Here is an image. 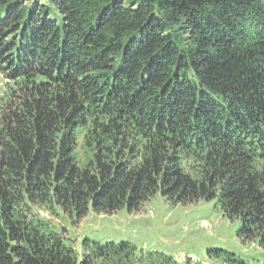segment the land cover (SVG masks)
Returning <instances> with one entry per match:
<instances>
[{
  "label": "trees",
  "instance_id": "16d2710c",
  "mask_svg": "<svg viewBox=\"0 0 264 264\" xmlns=\"http://www.w3.org/2000/svg\"><path fill=\"white\" fill-rule=\"evenodd\" d=\"M0 73V264H178L77 252L34 210L158 193L215 200L264 249V0H0Z\"/></svg>",
  "mask_w": 264,
  "mask_h": 264
},
{
  "label": "rangeland",
  "instance_id": "374dc122",
  "mask_svg": "<svg viewBox=\"0 0 264 264\" xmlns=\"http://www.w3.org/2000/svg\"><path fill=\"white\" fill-rule=\"evenodd\" d=\"M5 81L0 73V97ZM34 210L51 229L53 224L64 237L70 235L77 252L89 239L101 245L127 242L143 262L149 258L159 263L173 259L178 264H226L223 260L235 255L245 264H264V249L258 242H243L240 220L229 219L215 200L174 205L158 193L138 211L90 212L78 221L48 208Z\"/></svg>",
  "mask_w": 264,
  "mask_h": 264
},
{
  "label": "clouds",
  "instance_id": "9594fccd",
  "mask_svg": "<svg viewBox=\"0 0 264 264\" xmlns=\"http://www.w3.org/2000/svg\"><path fill=\"white\" fill-rule=\"evenodd\" d=\"M5 83H6V81H5ZM6 86H7V83H6ZM5 89H6V87H5ZM5 89L3 90V92H2V95H1L0 99H2V98H3V96H4V94H5Z\"/></svg>",
  "mask_w": 264,
  "mask_h": 264
}]
</instances>
